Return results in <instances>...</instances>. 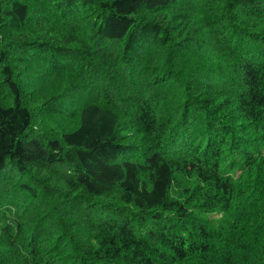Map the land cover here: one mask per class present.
<instances>
[{
    "label": "trees",
    "instance_id": "obj_1",
    "mask_svg": "<svg viewBox=\"0 0 264 264\" xmlns=\"http://www.w3.org/2000/svg\"><path fill=\"white\" fill-rule=\"evenodd\" d=\"M0 264H264V0H0Z\"/></svg>",
    "mask_w": 264,
    "mask_h": 264
},
{
    "label": "rangeland",
    "instance_id": "obj_2",
    "mask_svg": "<svg viewBox=\"0 0 264 264\" xmlns=\"http://www.w3.org/2000/svg\"><path fill=\"white\" fill-rule=\"evenodd\" d=\"M35 77L34 76H31L29 75L27 78H25V81H27L28 84H31L32 82L35 83L36 80H34ZM34 80V81H33ZM33 85V84H32ZM31 85V86H32Z\"/></svg>",
    "mask_w": 264,
    "mask_h": 264
}]
</instances>
